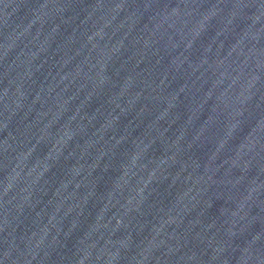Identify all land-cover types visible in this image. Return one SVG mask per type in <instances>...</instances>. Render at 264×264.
<instances>
[{"label":"water","instance_id":"obj_1","mask_svg":"<svg viewBox=\"0 0 264 264\" xmlns=\"http://www.w3.org/2000/svg\"><path fill=\"white\" fill-rule=\"evenodd\" d=\"M0 264H264V0H0Z\"/></svg>","mask_w":264,"mask_h":264}]
</instances>
